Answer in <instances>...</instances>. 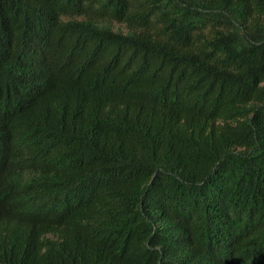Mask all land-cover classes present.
Returning a JSON list of instances; mask_svg holds the SVG:
<instances>
[{
	"label": "trees",
	"instance_id": "trees-1",
	"mask_svg": "<svg viewBox=\"0 0 264 264\" xmlns=\"http://www.w3.org/2000/svg\"><path fill=\"white\" fill-rule=\"evenodd\" d=\"M0 264H264V0H0Z\"/></svg>",
	"mask_w": 264,
	"mask_h": 264
}]
</instances>
